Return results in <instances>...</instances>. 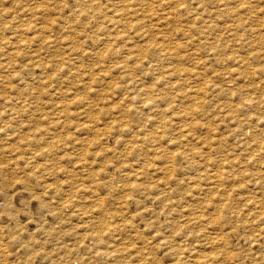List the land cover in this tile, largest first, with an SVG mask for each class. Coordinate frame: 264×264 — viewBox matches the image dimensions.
Returning a JSON list of instances; mask_svg holds the SVG:
<instances>
[{
    "label": "rangeland",
    "instance_id": "rangeland-1",
    "mask_svg": "<svg viewBox=\"0 0 264 264\" xmlns=\"http://www.w3.org/2000/svg\"><path fill=\"white\" fill-rule=\"evenodd\" d=\"M0 264H264V0H0Z\"/></svg>",
    "mask_w": 264,
    "mask_h": 264
},
{
    "label": "bare ground",
    "instance_id": "bare-ground-1",
    "mask_svg": "<svg viewBox=\"0 0 264 264\" xmlns=\"http://www.w3.org/2000/svg\"><path fill=\"white\" fill-rule=\"evenodd\" d=\"M163 44V43H162ZM169 46V45H168ZM174 47V46H173ZM178 47V46H177ZM177 47H175V48H177ZM248 100H249V98H247ZM4 168V167H3ZM185 215V214H184ZM161 241V240H160Z\"/></svg>",
    "mask_w": 264,
    "mask_h": 264
}]
</instances>
